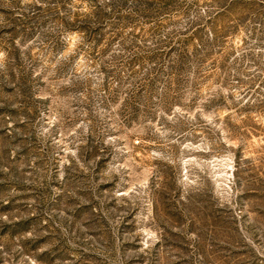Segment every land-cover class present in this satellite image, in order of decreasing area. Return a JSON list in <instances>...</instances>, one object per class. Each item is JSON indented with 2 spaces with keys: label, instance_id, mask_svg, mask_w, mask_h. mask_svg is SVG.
<instances>
[{
  "label": "rangeland",
  "instance_id": "1",
  "mask_svg": "<svg viewBox=\"0 0 264 264\" xmlns=\"http://www.w3.org/2000/svg\"><path fill=\"white\" fill-rule=\"evenodd\" d=\"M0 264H264V0H0Z\"/></svg>",
  "mask_w": 264,
  "mask_h": 264
}]
</instances>
